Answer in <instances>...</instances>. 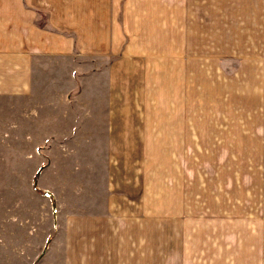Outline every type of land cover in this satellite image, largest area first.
<instances>
[{"label":"rangeland","instance_id":"obj_1","mask_svg":"<svg viewBox=\"0 0 264 264\" xmlns=\"http://www.w3.org/2000/svg\"><path fill=\"white\" fill-rule=\"evenodd\" d=\"M122 48L123 55L108 58L112 70L105 61L92 63L84 84L92 87L90 108L76 105V124L44 127L45 153H5L0 139V235L5 214L28 221L27 251L21 259L12 252L11 264H67L58 246L66 245L69 217L109 213L113 200L123 203L113 264H264L258 244L249 243V227L264 219V191L246 189L245 179L264 166V126L245 99L247 80L237 75L230 102L221 83L212 103V69L204 63L205 77L188 79L187 109L169 119L159 71L164 46L149 52L141 41L139 52L154 57L150 77L146 63L128 58L134 48ZM111 106L117 116L109 125ZM28 130L32 141L13 142L12 149L33 152L42 144L35 126ZM4 253L0 261L10 264Z\"/></svg>","mask_w":264,"mask_h":264},{"label":"crops","instance_id":"obj_2","mask_svg":"<svg viewBox=\"0 0 264 264\" xmlns=\"http://www.w3.org/2000/svg\"><path fill=\"white\" fill-rule=\"evenodd\" d=\"M126 1L0 0V139L9 147L5 153H45L44 127L75 122L76 105L90 108L86 95L92 87L84 84L92 77V63L105 61L108 67V58L123 55L124 45L136 51L128 58L146 63L145 72L153 75L156 70L149 63L154 57L139 52L141 41L149 52L155 44L164 46L159 71L165 117L177 113L182 117L192 83L188 79L205 74L207 63L212 69V103L220 98L221 83L222 97L230 102L236 77H243L251 115L264 126V0H131L124 9ZM120 15L129 21L125 26ZM219 64L224 78L216 68ZM235 64L241 68L239 74L233 71ZM143 86L148 90L147 83ZM112 108L109 125L117 116ZM145 108L149 110L148 105ZM30 126H35V138L42 144L33 152L12 149L13 142L32 141ZM55 138L52 134L48 141ZM254 171L258 175L247 177L245 188L264 191L262 163ZM113 202L108 203L109 213L69 217L66 245L58 246L67 264H113L116 233L123 229V203ZM4 216L7 226L0 235V253L9 252L11 264L12 252L21 259L27 251L22 233L28 221L20 214ZM257 219L259 223L249 227V243L258 244V253H264V219Z\"/></svg>","mask_w":264,"mask_h":264}]
</instances>
